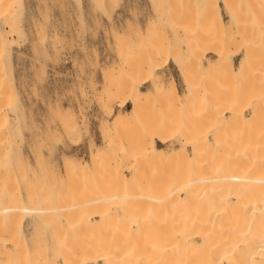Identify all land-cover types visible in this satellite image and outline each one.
Segmentation results:
<instances>
[{
  "label": "rangeland",
  "instance_id": "1",
  "mask_svg": "<svg viewBox=\"0 0 264 264\" xmlns=\"http://www.w3.org/2000/svg\"><path fill=\"white\" fill-rule=\"evenodd\" d=\"M15 1V15L12 19L14 27L16 26L15 30L10 32V23L0 18V31L8 38L6 53L1 61L10 94V106L4 109V115L7 127L13 129L12 134L15 133L11 134L13 138H10V133V136L7 134L10 139L8 138V143L4 142L3 146L7 145L5 162L11 163L9 167H15L12 168L13 171L10 170L11 174L14 173L11 177L14 179L11 181L13 184L11 183L8 188L11 190L14 188L13 192L16 191L21 197L18 201L21 200V206L25 209L47 204H49L47 206H55L59 202H69L70 198L75 200L82 198L86 193L90 195L99 187L98 179L102 181L105 179L104 184L99 188L107 186L105 182L111 177L114 168H118L127 178L131 176L133 167L146 170L150 178L163 173L162 180H156L154 182H158L157 184L151 182L149 185L155 184V187L162 186L163 190H167L170 187L167 184L170 182L167 175L172 177L174 169H181V173L185 176L188 165L182 162L178 165L173 163L176 165L173 166L172 163L167 162V166L159 165L162 169L160 170L153 163H149V166L148 163L145 165V161L131 159L127 154L128 151L137 149V141L149 134L150 130V134L154 135L155 132L152 133V130L160 127V124L166 131L165 134L164 131L162 133L169 135V142L165 145L158 142V145L171 150L177 148L182 140L188 137L186 135L190 136L198 132L202 136H209L210 139L215 135L224 138L230 135L231 137L226 138L233 140L240 133L246 134H240L242 137H249L253 128L255 127V130L258 127L256 124L264 122V117H260L261 119L255 121L256 124H252L253 109L248 108L250 101L247 99L242 98L240 106L243 108L239 107V111L243 113H235L233 107L225 114L218 109L219 106L233 104L232 92L235 84L234 81H224L223 69L218 63L219 58L214 52L215 48L218 47L217 49L220 50L222 46L221 51L224 50L226 63H231L236 68L246 48L252 47V57L254 61L256 60L253 67L255 64L256 66L254 70L250 69L249 73L252 75L247 78L252 83L254 79L256 82L261 79L257 82L258 88L264 85V40H262L264 38L260 37L264 35V28H262L263 33L260 34L257 30L258 25L252 24V29L250 26L247 27L251 33L255 32L253 29L256 33H252L251 36L247 30L246 35L244 30L243 34L246 36L243 35V27L241 26L242 31H240V24L238 27V24L234 23L236 21L231 19L224 0ZM224 41L229 42L224 43ZM245 44L250 45L245 46ZM253 46L262 48L260 51L263 53L260 54L259 48H255L258 52L257 56ZM261 64H263L262 68ZM171 67L174 68V72ZM184 74H187L189 79L187 83L189 82L195 94L196 101L193 107H175L166 100V96L165 99L161 96L162 93L151 91L153 90L151 77L154 76L167 85L173 77L179 91L184 92L186 87ZM248 83L250 86V82ZM237 85L239 88V84ZM236 87L235 85L234 88ZM136 88L151 91L147 95L148 98L143 101L140 120L134 124L113 127L119 113H126L132 109L129 103L130 93ZM262 89L264 90V87ZM261 107L264 109V103ZM263 109L261 112L264 111ZM146 129L149 131L145 132ZM158 129L154 131L157 132ZM106 144L108 147L105 153L98 157L96 164L92 165L90 161L92 153L98 148L107 146ZM65 160L69 162L75 160L79 163L86 161L92 166L89 171L76 173L72 178L73 176L68 177L65 172ZM32 181H35V184ZM164 183L169 186L166 187ZM64 190L68 191L64 192ZM69 190L73 191L74 196H68L63 200L62 196L69 194ZM63 192L65 194L61 195ZM34 193L38 201L36 202L33 197L35 202H30L32 200L30 197ZM89 195L84 196L89 198L91 196ZM46 201L47 204H44ZM25 212H20L22 216L19 218L22 227L21 239L25 238L26 242H31L29 244L33 248L34 241H38V236L41 235L39 240L41 242L36 244L42 245L46 242L45 246L42 245L46 254L50 259L55 255L60 263H62V255L58 254L61 253H52L55 249L52 250V246L56 247L55 251H57L59 243L57 242L55 246L54 242L59 238L56 237L59 233L68 231H65L66 234L62 233L60 237L67 239L69 236V244H66L68 242L64 239L67 247L70 245L73 248H80L88 239H95L94 232L89 233L92 230H69L53 212L48 215L45 222L37 217L38 214L30 213L28 210ZM167 215L169 216L164 213V219L156 223L155 227L162 225L164 230H168L163 226L166 223L165 226L169 225ZM38 223L42 224L37 225ZM105 231L109 232V230ZM103 232L100 233L101 236L104 235ZM109 233L111 234V231ZM89 234L94 236L89 238ZM104 236V239L110 237ZM73 241L75 243H72ZM78 244L81 246L79 247ZM65 245L61 243L59 247Z\"/></svg>",
  "mask_w": 264,
  "mask_h": 264
},
{
  "label": "bare ground",
  "instance_id": "2",
  "mask_svg": "<svg viewBox=\"0 0 264 264\" xmlns=\"http://www.w3.org/2000/svg\"><path fill=\"white\" fill-rule=\"evenodd\" d=\"M15 2V0H0V18L10 23V32L14 31L16 27L12 23L15 15ZM224 4L230 13L231 19L236 21L234 23L238 24V27L240 24V31H242L241 26L243 27L242 34L244 30H246V35L248 32L251 33L252 24L258 25V33H263L264 0H224ZM247 26H250V29ZM247 30L249 31L247 32ZM253 31L255 32L252 33H256V30L253 29ZM252 33L250 34L251 36ZM260 37L264 38V35ZM258 38L257 42L259 41ZM254 40L256 41V38ZM226 42L224 41V43ZM7 44V36L0 31V264H264V122L260 123L261 126L256 124L257 122L255 123L256 120L258 121L264 117L262 116L264 111L261 112L263 109L261 105L264 103V90L262 89L264 85H261L264 82L258 88L257 86L259 85L257 84L259 83L257 82L261 81V79H256L257 82L254 79L253 83L248 81L249 78L247 77L252 75L249 72L253 68L255 69L256 66L255 64L253 67L256 60L254 61L252 57V47L246 48L245 54L236 68L231 63H226L224 50L223 52L221 51L222 46L219 48L220 50L217 49L218 47L214 50L219 58L218 63L223 69L224 81H234L237 86L234 88L235 85L232 83L234 85V92H232L233 104L228 103L223 107L219 106L218 109L225 114L231 111L233 107L234 109L232 110L235 113H243V111H239L240 108H243L240 106L242 98L249 100L250 102H247L249 104L248 108L253 109L252 124L255 123L258 126L254 130L255 127L253 125L254 128L251 132L248 130V133L250 132L249 137H242L240 134L242 135L243 133H240L238 134L239 137L237 135L235 139L231 140L232 138L228 139L231 137L230 135H227L229 136L228 138H226L227 136L224 138L221 135L214 134L215 136L210 139L209 136H202L197 132V134L193 133L190 136L186 135L188 137L184 138L177 148L169 150L158 145V142L164 145L169 142V135L167 133V135H164L166 131L165 129L163 130L164 126L160 124V127L158 126L159 129L158 127L155 129H158L157 132L159 130L161 132L157 133L154 129L152 133H155L152 135L150 130V133L147 134L149 136H142L137 141V149L130 150L127 154L130 155L131 159L145 161V165L148 163L149 166V163H153L154 166H158L157 169L167 166L169 163L178 165L184 162L185 165H188L187 174L184 173L186 177L181 173V169H174V172L171 171V173L173 172L172 177L167 175L169 181L172 182L170 183L167 180L169 182L167 184L170 187L164 183L168 187L167 190H163L162 181V184L161 182L159 183L161 187H155L158 182L155 183L154 181H159L163 178L161 175L163 173L161 172V174L157 173L159 175L156 176L151 175L152 178H150L148 177L150 174L145 172L146 170L133 167L131 176L127 178L120 173L118 168H114L110 174L111 177L105 182L107 186L104 185L105 187L99 188L101 187L100 185L104 184L105 179L103 181L98 179L99 187L90 194L91 196L88 194L89 198L84 196H88L86 193L82 198H76L75 200L70 198L73 200H70L71 202H59L58 199H61V196H59L57 199L59 203L57 205L54 204L55 206H47L49 204L46 201L43 203L47 205L42 207L40 205V207L25 209V207L21 206V200L18 201V198L20 199L21 197L18 196L16 191L13 192L14 188L12 187L14 185L10 186L13 190L8 188L11 183L13 184L11 181L14 178L11 177L14 173H11L15 167H12V169L9 167L11 163L5 162L7 160H5L7 145L3 146L4 142L8 143V136L12 134L11 131L13 130L11 127H7L6 116L4 115V109L10 106L9 87L7 86L5 72L1 63L6 53ZM248 45L245 44V46ZM261 45L260 47H262ZM253 47L255 51V48H259L260 54L264 51L261 52L262 48L260 47ZM254 54L256 56V53ZM262 65L260 66L261 68ZM256 76L259 77L258 75ZM183 77L186 81L184 92L179 91L173 77H170L171 80L167 85L163 81L155 79L154 76L151 77L153 83V90L151 91L162 93L161 96L164 99L166 96V100L175 107H193L196 101L195 94L189 82L187 83V80H189L187 74H184ZM248 82H250V86ZM237 84H239V88ZM151 91H143L140 88H136L134 92L131 91L129 103H131L132 109L126 113H119L116 116L113 127L137 123L141 118L143 101L148 98L147 95ZM148 129L144 131L147 132ZM162 131H164V134ZM243 135L246 134L244 133ZM11 136L10 138H13ZM107 147L108 145L98 148L96 152L92 153L90 157L92 165L98 162V157L105 153ZM64 165L66 174L68 177L73 176L72 178H74L76 173L89 171L92 166L86 161L85 163H79V161L76 162L75 160L72 162L67 160ZM159 165L162 166L159 167ZM176 165L173 164V166ZM11 169L12 171H10ZM18 170L22 171V169ZM167 171L169 172V170ZM21 173L19 174L20 176ZM151 182L155 183L151 184V186L154 185L153 188L149 185ZM33 183L35 184V181ZM33 188L35 189V187ZM38 188L40 189V186ZM64 192L61 195H64ZM35 194L30 198L34 197L36 201L38 198H35ZM68 196H74L73 191H70L69 194L66 193L62 196V199L64 200ZM30 198L27 200L28 202ZM35 201L33 199L30 200V202ZM34 204L36 205V203ZM24 210L38 214L37 217L39 216L42 222H45L48 215L53 212V214L55 213L60 217L62 224L64 223L69 230H92L89 233L94 232L95 236H93L95 239L91 238L93 237L92 234L91 236L89 234V238L92 241L90 239L85 240L87 244L83 241L82 247L78 244L80 248H73L70 245L68 248L65 245V241L67 240L68 243L66 244H69V236H67V239L60 238L63 235L62 233L67 231L63 232V226L60 224L62 233L56 236L59 238L54 243L55 246L57 242L65 246L59 247L58 244L57 251H55L56 247L54 246L49 248H52V250L55 248L52 253H61L58 255H62V263L54 257L55 255L52 256L54 258L51 257L50 259L49 255L46 254L45 247H42L46 242L42 245L40 243L36 244L41 242L39 241L41 240V235L38 236L37 234L38 241L31 239L35 242H33V248L29 244L31 242H26L25 238V240L21 239L22 227L19 218L22 216L20 212H25ZM168 211L170 213H167ZM164 213L169 214V216L167 215L169 218L166 217L170 221L169 225L165 226L167 223L163 225L168 230H164L161 227L162 225L156 226L158 228L155 227L156 223L164 219ZM37 217L36 221L39 218ZM40 224L42 223L37 225ZM105 230L111 231V234L107 231L108 234ZM97 232L99 233L98 236ZM101 232L104 235H109L110 237L105 238L109 240H105V236H101ZM53 238L51 237V240ZM72 243H75V241ZM78 245L75 246L77 247Z\"/></svg>",
  "mask_w": 264,
  "mask_h": 264
},
{
  "label": "crops",
  "instance_id": "3",
  "mask_svg": "<svg viewBox=\"0 0 264 264\" xmlns=\"http://www.w3.org/2000/svg\"><path fill=\"white\" fill-rule=\"evenodd\" d=\"M173 67H171V70H172V72H174V68L172 69ZM175 74H176V71H175Z\"/></svg>",
  "mask_w": 264,
  "mask_h": 264
}]
</instances>
